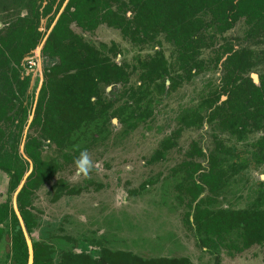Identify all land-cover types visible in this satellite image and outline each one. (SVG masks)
<instances>
[{
	"label": "flooded vegetation",
	"instance_id": "af4514ba",
	"mask_svg": "<svg viewBox=\"0 0 264 264\" xmlns=\"http://www.w3.org/2000/svg\"><path fill=\"white\" fill-rule=\"evenodd\" d=\"M145 1L155 6L142 9L136 6ZM173 2L0 0L3 7L0 10L3 12L0 30L18 16L29 19L35 8L38 10L37 29L41 33L40 41L22 63L23 77H30L23 100L27 108L25 122L20 130L12 124L0 126L3 131L0 132V159L4 152L15 153L12 151L15 146L17 155L25 164V170L13 187L16 171L13 167L6 170L0 166V175L6 178V197L0 200V204L8 203L17 218L26 245L25 264H34V252L53 264H65L69 254L72 259L89 264H144V261L153 259H183V264H193L187 256L146 257L122 247L112 248L108 245H114L113 240L95 228H91V236L85 235V231L73 236L75 234L65 232L61 225L56 233H49L46 237L34 239L32 236L39 227L32 202L42 187H48L53 202L64 196H79L90 191L99 194V191L108 189L106 182L94 179L108 165L106 160L98 162L100 154L106 153L111 140L118 136L128 135L138 128L148 131L152 126L163 131L164 136L146 159V164L161 163L168 154L179 156L170 166L168 177L176 179L179 175L173 186L177 198L186 208L182 220L196 246L212 257L213 264H223V251L228 257L237 258L238 254L251 252L253 246L264 249L263 242L243 247L237 231L223 232L221 236L207 235L204 228L197 227L194 219L196 205L206 196L213 200L205 205L207 209L264 211V12H251L250 21L246 15H241L226 25L204 6L193 17L195 25L182 30L174 28L177 18L168 17V11L176 8ZM152 9L156 16L149 22L150 16L146 13ZM63 13L72 20L67 24L68 30L62 33H69L77 46L82 43L99 57L95 62H79L91 76L89 92L84 90V94L76 95L75 99L87 100L84 105L89 113L67 136L59 128L63 120L59 119L58 112L49 113L53 107L48 93L43 101L45 117L34 123L46 75L56 65H62L57 55L48 54L43 47ZM160 16L169 20L167 28L160 24ZM218 24L226 26L220 29ZM101 27L116 31L121 40L130 45L129 51H133V55L129 59L124 57L127 48L122 42L94 41L92 35ZM40 58L44 59L42 69L36 71L41 74L40 82L31 91L32 74L40 65ZM104 69L108 71L105 75ZM65 72L75 73L76 68L59 70L60 75ZM60 106L58 104L56 109ZM61 113L65 115L66 111ZM14 123H18V119ZM116 125L120 126V132L113 136ZM55 136L64 137L57 142ZM84 149L94 155V169L87 178L80 177V183L71 184L64 172L74 166ZM31 154L39 158V166ZM38 170L44 172V177L43 173L36 175ZM160 175L145 179L141 186L156 184ZM33 176L36 181L32 185L30 179ZM103 177L106 180L105 172ZM208 179L216 187L206 183ZM193 182L202 184L204 189L192 201ZM26 184L27 220L20 212L18 201ZM231 191L236 202L244 196L245 204L215 205L218 199H223ZM124 192L127 196V190ZM110 209L109 204L101 207L94 203L91 211L103 213L105 223L111 220L110 211L112 215L113 209ZM79 219V225H87L85 219ZM12 231L8 215V220L0 222V264H16ZM247 264H251V258Z\"/></svg>",
	"mask_w": 264,
	"mask_h": 264
},
{
	"label": "rangeland",
	"instance_id": "374dc122",
	"mask_svg": "<svg viewBox=\"0 0 264 264\" xmlns=\"http://www.w3.org/2000/svg\"><path fill=\"white\" fill-rule=\"evenodd\" d=\"M0 4V10L2 9ZM3 12H0V15ZM240 29V27H237ZM94 41L122 42L127 48L125 58H130L133 51L130 45L121 40L116 31L101 27L92 35ZM44 59L40 58V65L34 69L30 89L40 82ZM39 77V81H38ZM38 89V86L37 88ZM113 136H118L120 126L116 125ZM163 131H158L153 126L146 131L138 128L125 136H118L111 140V146L106 153L100 154L98 162L108 164L105 169L99 171L94 179L108 184V189L98 193L87 192L79 196H64L57 201H52L48 187H42L33 199L34 212L38 215L39 227L32 233L34 239L46 237L49 233H56L57 227L62 226L64 231L70 234H85L91 236V228L106 234L113 240L112 248L122 247L140 253L143 256H187L193 264H213L212 257L202 252L196 246L195 239L187 232L182 220L186 210L184 203L177 198L174 183L179 179L170 178L169 168L179 158L177 154H169L163 162L146 164V159L158 147ZM183 145L186 143L183 142ZM94 160V155H90ZM95 161V160H94ZM76 166L71 167L64 175L70 180L69 183H80V177L75 176ZM106 174V180L103 173ZM161 174V175H160ZM160 179L154 185L143 188L142 182L147 178ZM251 175V173H250ZM6 178L0 175V200L6 197ZM127 190V196L125 195ZM236 190V188H234ZM3 191V192H2ZM245 194V191L242 192ZM241 195V196H243ZM235 195L231 192L223 199H218L215 205L233 203L234 206H242L246 198L234 200ZM234 200V201H233ZM109 206L110 221L104 223L103 213H93L92 205ZM108 203V204H107ZM98 206V205H97ZM95 207V206H93ZM79 217L86 220L87 225H79ZM91 222V224H89ZM95 224V226H93ZM87 227V228H86ZM85 228V230H83ZM79 231V232H78ZM80 231H85L80 233ZM95 230L93 229V232ZM98 236V235H97ZM1 253V252H0ZM246 253V252H245ZM237 258L228 257L223 251V264H247L251 258V264H264V249L258 246L251 247V252L245 255L238 254Z\"/></svg>",
	"mask_w": 264,
	"mask_h": 264
},
{
	"label": "trees",
	"instance_id": "16d2710c",
	"mask_svg": "<svg viewBox=\"0 0 264 264\" xmlns=\"http://www.w3.org/2000/svg\"><path fill=\"white\" fill-rule=\"evenodd\" d=\"M172 4L176 8L168 11V17L177 18L174 28L182 30L191 28V24L195 25L194 22L196 21L193 17L195 13L204 9V6L209 8V13L223 20L226 25H230L231 21L236 20L241 15H246L248 21H250L251 12H264V0H174ZM136 6L142 9L154 7L155 5L152 2L145 1L141 4H136ZM255 7H261V9H255ZM146 14L150 16L149 22L156 16V12L153 9L152 11L149 10ZM159 18L160 24L167 28L170 23L169 20L161 16ZM71 20L68 14L63 13L43 47L44 51L48 54L57 55L62 65H56L51 73H47L46 81L43 83L40 92V100L34 119V123H38L40 119L45 117L46 111L43 101L45 94L48 93L50 95L48 98L53 107L49 113L53 111L58 112L59 119L63 120L59 128L61 133L66 134L65 136L70 133L69 131L77 123H81V121L86 119L89 113L88 107L84 105L88 101H77L75 99L76 95L84 94V90H87V93L89 92V78L91 76L86 72V67L81 68L82 65H79V62H95V60H99L98 55L94 51H90V48L85 47L82 43L77 46L72 35L62 33L63 30H68L67 24ZM37 24L38 10L33 8V14L29 19L18 16L10 25L0 30V126L12 124L16 127V130H20L22 124L25 122L27 108L24 106L23 100L30 83V77L27 75L23 77L22 63L33 52V49L40 41L41 33L37 29ZM226 25L218 24L217 27L221 29ZM72 68H76L75 73L65 72L64 75H60L59 73L61 69L67 71ZM109 69L112 72V69ZM107 73L108 71L104 69L103 75ZM58 104L61 106L56 109ZM61 111H66V114L63 115ZM8 112L11 114H8ZM15 119H18V123H14ZM0 132L3 133L1 128ZM63 137L55 136V140L61 142ZM16 140L14 138V141ZM26 150L28 149L26 148ZM12 151H15V153L9 152L8 154L4 152L3 158L0 159V166L6 170L13 167L16 171L12 183L13 187L17 184L25 170V164L23 159L17 155L15 146L12 147ZM31 157L39 166V158L35 154H31ZM42 173L44 177V172ZM42 173L38 170L36 175H41ZM34 178L35 176L30 179L32 185L36 181ZM208 180L205 182L211 185L212 188L216 187V184L210 179ZM193 187L194 190L191 189L192 201L204 189L202 184L196 182H193ZM27 193L26 184L18 196L19 209L25 220L28 219V212L25 208L28 197ZM211 202H213L212 198L206 196L196 205L194 219L199 229L204 228L207 235L213 236H221L223 232L224 234H228L230 231H237L243 247H248L250 243L254 242H263L262 246L264 247V211L253 213L248 209H207L205 205H209ZM8 215H10L12 221V243L15 251V263L25 264L27 257L26 245L18 226L17 218L8 203L0 204V222L5 219L8 220ZM44 257L40 254L36 255L34 252V264H53ZM72 257L71 254L67 255L65 264H89L87 261L72 259ZM182 261L183 259H153L151 261H144L143 263L183 264ZM127 264L135 263L128 262Z\"/></svg>",
	"mask_w": 264,
	"mask_h": 264
},
{
	"label": "clouds",
	"instance_id": "9594fccd",
	"mask_svg": "<svg viewBox=\"0 0 264 264\" xmlns=\"http://www.w3.org/2000/svg\"><path fill=\"white\" fill-rule=\"evenodd\" d=\"M76 177L87 178L94 169V162L86 149L81 150L79 156L75 160Z\"/></svg>",
	"mask_w": 264,
	"mask_h": 264
}]
</instances>
